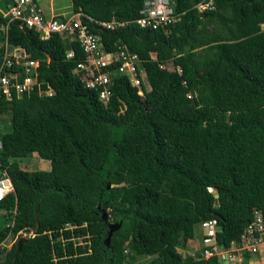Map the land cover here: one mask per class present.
<instances>
[{"label": "trees", "instance_id": "1", "mask_svg": "<svg viewBox=\"0 0 264 264\" xmlns=\"http://www.w3.org/2000/svg\"><path fill=\"white\" fill-rule=\"evenodd\" d=\"M171 3L177 20L148 29L134 22L142 0H70L84 22H126L88 25L106 50L125 46L142 62V95L115 76L102 103L73 72L83 59L75 41L40 38L3 16L0 2V65L4 42L20 47L37 61L39 89L50 90L0 98L10 126L0 134V178L12 187L0 200L10 220L0 264H216L177 251L200 221L215 218L224 247L239 242L253 210L264 230V0ZM31 153L49 169L9 160ZM8 234L16 240L5 248ZM128 253L153 258L129 263ZM250 258L244 251L241 264Z\"/></svg>", "mask_w": 264, "mask_h": 264}, {"label": "built area", "instance_id": "2", "mask_svg": "<svg viewBox=\"0 0 264 264\" xmlns=\"http://www.w3.org/2000/svg\"><path fill=\"white\" fill-rule=\"evenodd\" d=\"M5 5L2 15L10 20H17L19 25L32 28L45 39L55 33L67 42L75 41L82 51L83 59L78 61L73 72L78 73L84 87L96 90L100 102L106 103L111 95L109 86L111 78L124 76L132 87L137 88V94L142 95L141 86L148 88L146 75L138 54L129 51L125 46H117L114 50H106L101 37L88 24L113 30L126 24L111 17L108 21H97L86 16L87 22L81 19L80 12L71 11L68 17L62 14H50L45 17L40 8L39 0H0ZM207 4H198L203 9ZM177 14L173 12L171 0H142L139 16L134 22L140 28L157 29L174 23ZM260 24V28H262ZM4 55L0 65V98L10 100L12 95L20 97L30 92L34 87L38 92L49 94L50 90H40L37 81V61L28 58L20 47H12L4 42ZM71 49L65 51V58H72ZM152 57V56H151ZM170 69L169 61L159 65ZM179 72V69H177ZM115 73V74H114ZM0 178V200L12 190L9 182ZM5 182V183H4ZM207 191L216 197L215 191L207 187ZM197 227L201 231L199 257L209 259L216 257V264H241L243 252L264 258L263 223L259 210H253L252 220L247 224L240 236L239 242H230L228 247L219 245L215 240L218 225L215 218L202 220ZM22 236V234H21Z\"/></svg>", "mask_w": 264, "mask_h": 264}, {"label": "rangeland", "instance_id": "3", "mask_svg": "<svg viewBox=\"0 0 264 264\" xmlns=\"http://www.w3.org/2000/svg\"><path fill=\"white\" fill-rule=\"evenodd\" d=\"M3 2L1 1V5ZM38 4L42 9L43 14L45 17H49L50 14H62L63 17H68L71 12L70 7V0H39ZM264 28V25H261ZM2 31V28H0ZM0 31V32H1ZM115 74V73H114ZM10 126L8 123V114L7 113H0V134L9 131ZM17 163L19 167L23 170L31 171V170H48L49 169V162L48 160L39 158L35 153H31L22 158H18ZM5 183V182H4ZM214 193V190L212 191ZM0 211V227L10 223V220L6 217L5 212ZM2 213V215H1ZM22 236H27L29 233L21 232ZM200 236L201 231L196 226H194V235L191 241H188L187 245L185 244L182 248H177V251L181 254L183 258H196L198 256V250L200 246ZM16 240V236L8 234L7 237L2 241V246L5 248H9V246ZM251 261L248 264H263L264 258L258 259L257 256H253L252 254L249 255ZM2 258V255H0ZM153 256L149 255H141L135 256L132 253H128L126 255V260L129 263L139 262L145 263L149 261ZM260 263H257L259 262Z\"/></svg>", "mask_w": 264, "mask_h": 264}, {"label": "water", "instance_id": "4", "mask_svg": "<svg viewBox=\"0 0 264 264\" xmlns=\"http://www.w3.org/2000/svg\"><path fill=\"white\" fill-rule=\"evenodd\" d=\"M115 228H116L115 226L111 225L110 230H109V232H108V234H107V238L105 239L106 242H107V240H108V238H109V236H110V232H111L112 230H114ZM24 240H25V236H20V238L18 239V241H17V243H16V251H15V253H17V252L19 251L20 244H21V242H23Z\"/></svg>", "mask_w": 264, "mask_h": 264}, {"label": "crops", "instance_id": "5", "mask_svg": "<svg viewBox=\"0 0 264 264\" xmlns=\"http://www.w3.org/2000/svg\"><path fill=\"white\" fill-rule=\"evenodd\" d=\"M17 159H18V158H10L9 160H14V161H16ZM16 162H17V161H16ZM3 180L9 182L7 178H4ZM257 263H260V261L257 262ZM263 264H264V262H263Z\"/></svg>", "mask_w": 264, "mask_h": 264}]
</instances>
